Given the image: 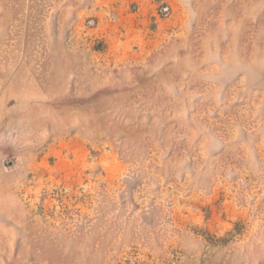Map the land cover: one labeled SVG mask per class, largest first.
<instances>
[{"label":"rangeland","instance_id":"374dc122","mask_svg":"<svg viewBox=\"0 0 264 264\" xmlns=\"http://www.w3.org/2000/svg\"><path fill=\"white\" fill-rule=\"evenodd\" d=\"M0 264H264V0H0Z\"/></svg>","mask_w":264,"mask_h":264},{"label":"crops","instance_id":"0c3cea01","mask_svg":"<svg viewBox=\"0 0 264 264\" xmlns=\"http://www.w3.org/2000/svg\"><path fill=\"white\" fill-rule=\"evenodd\" d=\"M143 20V19H142Z\"/></svg>","mask_w":264,"mask_h":264}]
</instances>
